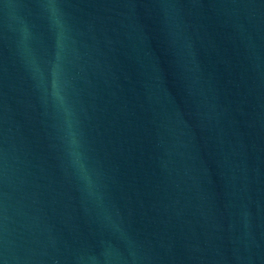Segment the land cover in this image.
<instances>
[{
    "label": "water",
    "instance_id": "95a60500",
    "mask_svg": "<svg viewBox=\"0 0 264 264\" xmlns=\"http://www.w3.org/2000/svg\"><path fill=\"white\" fill-rule=\"evenodd\" d=\"M0 264H264V0H0Z\"/></svg>",
    "mask_w": 264,
    "mask_h": 264
}]
</instances>
